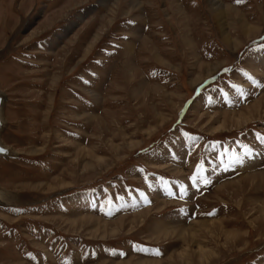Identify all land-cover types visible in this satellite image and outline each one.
<instances>
[{"label":"rangeland","instance_id":"1","mask_svg":"<svg viewBox=\"0 0 264 264\" xmlns=\"http://www.w3.org/2000/svg\"><path fill=\"white\" fill-rule=\"evenodd\" d=\"M219 2L236 48L209 0H0V264H264V0Z\"/></svg>","mask_w":264,"mask_h":264},{"label":"bare ground","instance_id":"2","mask_svg":"<svg viewBox=\"0 0 264 264\" xmlns=\"http://www.w3.org/2000/svg\"><path fill=\"white\" fill-rule=\"evenodd\" d=\"M209 2H210L211 11H212V14H213L212 18H213V20H214V22L216 24V27H217V29L219 31V35L221 37V40L226 45H232V43H233V40L231 39V36H230V32H229L227 26L225 25L226 24L225 21H226L227 14H228L227 11L231 12L235 16V20H232V22H234V24H233L234 25V27H233L234 29L236 28L239 32H242L245 35H247V34L249 35L252 32H254V28L251 25H248L246 22H244L238 15H236L235 11L233 9H231L229 6L222 5L219 2V0H209ZM233 25L231 24V26H233ZM183 41H185L188 44V41L186 39L183 40ZM238 45H239V43L236 44L235 47H234V45H232V46H233V48H236ZM216 68H217V66L209 65L208 68H207L208 69L207 75H209L212 72H214ZM2 101H3V97L0 94V105H1ZM263 103L264 102H263L262 98H260V99L257 98L252 103L251 108L249 110V113L251 115H255V114L260 115V111H253V109L260 108V106H262ZM247 109H249V108H247ZM224 113H227V112H224ZM231 113H234V112H231ZM263 114H264V112H263ZM236 124H239V122L236 121ZM1 126L3 127V124L0 121V127ZM10 155H14L12 153V150L5 149V148H3L0 145V156H10ZM256 174L260 175V173H253V174L246 175V176H243V177L239 178L237 180L238 186H236V188H232V186H234L233 185V181L226 182L225 184H223L220 187L221 188H229V189H231V193L235 194V193H237L238 188L244 184L242 180L251 179V178L255 177ZM256 208H257V215L254 218H252L251 220L248 221V223L250 224V228L252 230H256L255 229L256 226L261 224L264 221V203L260 202V204L257 205ZM80 217L81 218H79L78 220H76V219L74 220L73 219L72 222H69L70 223L69 225L71 226V228H76V226L79 224V221L81 223L82 222L90 223L91 221H96L97 220V218L90 217V216H80ZM196 223L199 226H204L206 224L214 225V224H216L218 222H215V221H203V222H196ZM189 229L190 228L169 230V232H167V234H168L167 236H170V235H174L175 236L177 234H185V233H188ZM251 229L249 231H247L248 234L251 232ZM225 233L226 232L223 231V234H224V241L222 243L223 245H227L228 247H235V246L239 245V243H240L239 235H237L235 233L234 234H231V233H228V232L226 234ZM196 250H197V252H201L199 257L198 256L195 257L196 258L195 260H198L199 264H210L211 262H214V260H215L214 256L216 254H213V253H211L209 251L206 252V251H204L203 249H200V248H197ZM187 253H188V251H187ZM188 254L189 255L184 254V252H177V257L180 260V262H182L183 264H189L188 260H190V258L194 260V256H193L194 254H191V253H188ZM150 261H154V260H150Z\"/></svg>","mask_w":264,"mask_h":264}]
</instances>
